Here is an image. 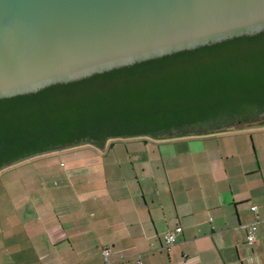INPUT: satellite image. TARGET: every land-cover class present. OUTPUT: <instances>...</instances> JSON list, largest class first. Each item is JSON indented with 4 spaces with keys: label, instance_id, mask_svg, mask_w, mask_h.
<instances>
[{
    "label": "crops",
    "instance_id": "obj_1",
    "mask_svg": "<svg viewBox=\"0 0 264 264\" xmlns=\"http://www.w3.org/2000/svg\"><path fill=\"white\" fill-rule=\"evenodd\" d=\"M251 127L146 144L139 162L92 147L55 179L9 181L0 264H264V125Z\"/></svg>",
    "mask_w": 264,
    "mask_h": 264
},
{
    "label": "trees",
    "instance_id": "obj_2",
    "mask_svg": "<svg viewBox=\"0 0 264 264\" xmlns=\"http://www.w3.org/2000/svg\"><path fill=\"white\" fill-rule=\"evenodd\" d=\"M264 117V32L0 99V173L121 139L226 132Z\"/></svg>",
    "mask_w": 264,
    "mask_h": 264
},
{
    "label": "water",
    "instance_id": "obj_3",
    "mask_svg": "<svg viewBox=\"0 0 264 264\" xmlns=\"http://www.w3.org/2000/svg\"><path fill=\"white\" fill-rule=\"evenodd\" d=\"M263 32L264 0H0V99Z\"/></svg>",
    "mask_w": 264,
    "mask_h": 264
},
{
    "label": "rangeland",
    "instance_id": "obj_4",
    "mask_svg": "<svg viewBox=\"0 0 264 264\" xmlns=\"http://www.w3.org/2000/svg\"><path fill=\"white\" fill-rule=\"evenodd\" d=\"M263 125H264V120H259L258 122L247 125V126H252L251 128H245V129H247L248 131H254L256 129V126H263ZM241 127L243 126L239 125L237 128H241ZM158 143L160 142L154 140L152 141L148 139H142V138L121 139V140L109 142V144L106 146L108 151H110L111 149L113 151V153L110 156H108L107 152L104 155H101L100 152H94V155H96L95 157L101 156L103 160L122 161V160H126L127 151H129L131 152V155L129 157H132L133 159L136 157L137 161L139 162V157L148 156V154L146 153L139 154V149H144L146 144H148V146L150 147H155L157 146ZM90 148L92 147L82 146L73 150L66 149L61 152L42 155L38 158H35L34 160H29L14 167L5 169L3 172L0 173V192L2 191L4 192V190L6 189H3V186H7L5 184L8 183L9 181L13 182L14 179H26V178L55 179L60 176L59 171L62 170L60 168V163H64L66 165L67 163H70L72 161L71 160L72 157L76 158L81 154L91 152L89 151ZM86 160H91V159L90 157H87Z\"/></svg>",
    "mask_w": 264,
    "mask_h": 264
},
{
    "label": "built area",
    "instance_id": "obj_5",
    "mask_svg": "<svg viewBox=\"0 0 264 264\" xmlns=\"http://www.w3.org/2000/svg\"><path fill=\"white\" fill-rule=\"evenodd\" d=\"M258 208L256 206L252 207V211L256 214ZM183 232V229L181 227L176 228L172 232H167L164 236V247L167 250H170L177 242V236L180 235ZM257 226L256 223H252L249 225L248 233H247V243L250 246L255 245L257 241ZM106 255V253H105Z\"/></svg>",
    "mask_w": 264,
    "mask_h": 264
}]
</instances>
